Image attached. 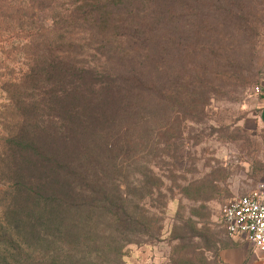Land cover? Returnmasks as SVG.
<instances>
[{
    "label": "trees",
    "instance_id": "obj_1",
    "mask_svg": "<svg viewBox=\"0 0 264 264\" xmlns=\"http://www.w3.org/2000/svg\"><path fill=\"white\" fill-rule=\"evenodd\" d=\"M247 1L0 0V67L22 61L0 76V264H124L161 236L146 158L199 115Z\"/></svg>",
    "mask_w": 264,
    "mask_h": 264
},
{
    "label": "rangeland",
    "instance_id": "obj_2",
    "mask_svg": "<svg viewBox=\"0 0 264 264\" xmlns=\"http://www.w3.org/2000/svg\"><path fill=\"white\" fill-rule=\"evenodd\" d=\"M243 13L242 27L222 32L232 37L221 39L218 70L211 66L204 85L189 94L199 115L177 138H157L158 155L146 158L163 182L164 198L148 202L155 208L166 202L157 211L163 232L128 246L124 264H222L220 251L229 244L222 209L264 180V129L254 122L256 89L264 82V0H248ZM230 43L238 47L234 57L226 54ZM17 63L0 67V76ZM5 99L0 89V106Z\"/></svg>",
    "mask_w": 264,
    "mask_h": 264
},
{
    "label": "built area",
    "instance_id": "obj_3",
    "mask_svg": "<svg viewBox=\"0 0 264 264\" xmlns=\"http://www.w3.org/2000/svg\"><path fill=\"white\" fill-rule=\"evenodd\" d=\"M221 223L229 236L243 235L264 251V180L249 194L230 200L222 209Z\"/></svg>",
    "mask_w": 264,
    "mask_h": 264
},
{
    "label": "crops",
    "instance_id": "obj_4",
    "mask_svg": "<svg viewBox=\"0 0 264 264\" xmlns=\"http://www.w3.org/2000/svg\"><path fill=\"white\" fill-rule=\"evenodd\" d=\"M256 96L257 106L254 122L256 126L264 129V82L261 84L259 88V94ZM252 190H250L249 193ZM228 242V246L222 248L220 251V259L222 264H264V251L255 248L252 244L247 242L243 235H228Z\"/></svg>",
    "mask_w": 264,
    "mask_h": 264
}]
</instances>
